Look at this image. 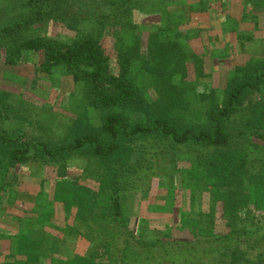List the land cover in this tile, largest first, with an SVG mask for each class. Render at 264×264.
I'll return each mask as SVG.
<instances>
[{
  "label": "trees",
  "instance_id": "obj_1",
  "mask_svg": "<svg viewBox=\"0 0 264 264\" xmlns=\"http://www.w3.org/2000/svg\"><path fill=\"white\" fill-rule=\"evenodd\" d=\"M76 1L0 0V72H14L33 57L34 71L62 77L73 89L64 133L46 123V143L24 141L1 126L15 113V124L44 129L16 113L0 90V197L12 195L15 169L56 168L52 202L72 222L59 231L89 244L84 259L58 257L70 264H264V63L253 60L250 73L235 71L221 88L198 92L189 81L187 63L196 55L185 30L193 31L194 17L203 18L213 0H84L83 11L72 9ZM88 3L117 9L97 16ZM16 9L21 15L9 18ZM243 19L232 23L244 26ZM56 25L75 36L28 37ZM107 32L111 50L102 44ZM77 158L84 162L80 178L94 181L95 189L65 180L66 164ZM125 176L133 183L126 190ZM154 179L164 183L165 208L144 204L139 217L128 215L127 193L148 194ZM171 183L205 191L209 208H177ZM155 212L169 216L167 225L149 223ZM48 246L46 239V258L58 261L59 246Z\"/></svg>",
  "mask_w": 264,
  "mask_h": 264
},
{
  "label": "rangeland",
  "instance_id": "obj_2",
  "mask_svg": "<svg viewBox=\"0 0 264 264\" xmlns=\"http://www.w3.org/2000/svg\"><path fill=\"white\" fill-rule=\"evenodd\" d=\"M83 2L84 0H77L72 5V9H82L83 11ZM89 5L97 8L96 11L92 9L94 12L89 11V8L87 9L97 16L109 15L116 12L117 9L115 6H109L105 3ZM210 6L206 13L201 15L203 18L194 17L193 26L192 28L189 27L193 31H201L200 34H194L192 30H185L186 34L189 35L186 39L192 40L190 52L196 55V58L187 63L189 81L193 85H197L198 92L207 91L212 84L221 88V85L226 84L228 75H233L235 71H249L247 67L252 64L251 61L253 60L264 63V0H213ZM218 7H221L222 14L218 12L221 11ZM22 12V10L16 9L10 12L8 17H17ZM239 17L244 18V26L241 24L233 25V20ZM144 19H146V13L142 15V23H147ZM130 20L140 24L139 21H135V16ZM107 34L108 36L102 37V44L111 50L114 38L108 32ZM41 35L65 41L73 38L75 33L62 25H56L52 28L45 26L41 31H35L28 37ZM199 42L204 45H202L203 50L198 47ZM36 60L30 57L26 65L20 69H15L14 72L1 71L0 90L8 93V103L11 104L12 109L16 110V113L27 118L31 123L38 121L42 126L44 123V129L41 130L34 125H28L27 121L24 120L20 122V126L15 124V113L10 114V119L2 123L1 126L9 133L24 137V141L32 142L36 140L35 138H41V141L46 143V134L51 133L46 131L48 129L46 123L49 128L52 127L56 135L64 133L62 125L66 123L65 117L68 115L64 106L72 86L62 77V80L54 81L41 75L38 71H34L33 63H36ZM145 93L150 99L147 91ZM190 96L193 98L192 93ZM248 99L254 101L255 97L251 94ZM174 113L184 116L189 114L176 111ZM35 166L37 172L29 166H21L18 170L15 169L17 182L12 189V195L9 194L8 196L1 193L0 233L12 234L16 238L13 241V246H17L18 255L27 261L24 260L18 264H56V262L70 264L71 261L67 259H58L59 255L54 257L58 261L46 258V255L49 254L44 252L46 239L50 240V246L54 250L57 249L61 241H64V245L58 247V252L62 250L63 253L71 255L69 259H72L73 256H77L80 260L84 259L89 253L88 242L81 237H66L59 231V229L65 231L72 222L71 219L65 221L62 205L52 202L53 196L56 195L55 183L60 181V178L56 177V168L48 165L40 167L37 163H34ZM82 167H84L82 159H71L66 164L67 178L65 180H77L78 183L95 189L94 181L80 178ZM125 178L126 176L122 179L121 186L126 190L128 185L132 186L133 183H129L130 180H125ZM171 184L176 189L177 208L194 213L209 208V195L205 191L183 189L181 183ZM149 185L150 190L146 195L139 193L133 196L127 193L125 200L128 215L139 217L143 212L144 204L156 211L165 208L164 192L161 190L164 183H159L158 180L154 179ZM191 185L195 186L194 183ZM190 202H192L193 210L189 209ZM46 208L50 210L46 212ZM148 217L151 219L149 223L159 228L167 225V219H169L168 215L158 212L148 215ZM50 222L58 230L51 228ZM52 261L53 263H51ZM61 261L62 263H60Z\"/></svg>",
  "mask_w": 264,
  "mask_h": 264
},
{
  "label": "crops",
  "instance_id": "obj_3",
  "mask_svg": "<svg viewBox=\"0 0 264 264\" xmlns=\"http://www.w3.org/2000/svg\"><path fill=\"white\" fill-rule=\"evenodd\" d=\"M15 239L16 238L12 234L5 235L0 233V264H18V262L25 260L18 255L17 246H13V241ZM64 254L66 253H63L62 250L58 253L61 257H65Z\"/></svg>",
  "mask_w": 264,
  "mask_h": 264
}]
</instances>
